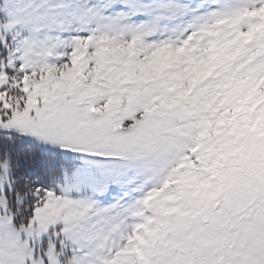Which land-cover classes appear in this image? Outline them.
<instances>
[{
	"label": "snow or ice",
	"instance_id": "obj_1",
	"mask_svg": "<svg viewBox=\"0 0 264 264\" xmlns=\"http://www.w3.org/2000/svg\"><path fill=\"white\" fill-rule=\"evenodd\" d=\"M0 264H264V0H0Z\"/></svg>",
	"mask_w": 264,
	"mask_h": 264
}]
</instances>
